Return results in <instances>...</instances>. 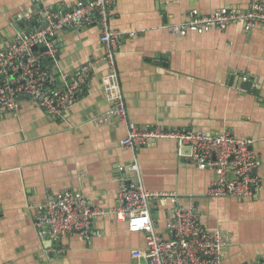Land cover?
I'll return each mask as SVG.
<instances>
[{"label": "crops", "instance_id": "0c3cea01", "mask_svg": "<svg viewBox=\"0 0 264 264\" xmlns=\"http://www.w3.org/2000/svg\"><path fill=\"white\" fill-rule=\"evenodd\" d=\"M76 1L0 0V48L25 28L21 15L38 2L66 10ZM248 2L115 0L110 25L122 32L115 60L128 119L250 138L258 161L252 171L260 178L257 194L208 196L215 172L197 167L190 149L174 140L156 139L135 150L121 146L127 126L107 113L101 81L106 67L100 61L83 96L59 117L44 115L29 99L21 100L17 112L0 114V264H135L130 251L145 247L144 233L130 232L125 221L107 216L93 221L86 240L77 234L49 240L37 234L34 217L40 204L66 189L112 208L120 181L139 176L145 188L175 194V202L169 197L151 207L163 237L169 236L166 224L175 206H191L205 227L223 232L221 264L264 258V25L245 29L233 22L181 37L165 28L192 8L210 13L245 9ZM98 36L96 25L58 32L61 68L73 73L100 57Z\"/></svg>", "mask_w": 264, "mask_h": 264}, {"label": "built area", "instance_id": "2783aa9c", "mask_svg": "<svg viewBox=\"0 0 264 264\" xmlns=\"http://www.w3.org/2000/svg\"><path fill=\"white\" fill-rule=\"evenodd\" d=\"M114 3L78 0L70 8L58 10L38 2L25 11L21 15L25 28L0 48V114L17 112L21 100L29 99L44 115L59 117L83 96L92 71L102 61L106 67L101 81L107 113L127 126L121 146L135 150L156 139L174 140L178 148L190 149L189 158L197 167L215 172L208 196L243 199L257 194L260 178L252 171L258 161L250 138H238L229 130L205 133L187 127L141 126L128 119L115 60L122 32L110 25ZM233 22L245 29L264 25V0H249L245 9L220 7L210 13L192 8L182 21L165 28L181 37L189 31L223 29ZM93 25L99 28L102 55L81 63L73 73L65 71L59 64L56 34ZM131 169L137 170L135 162ZM169 197L175 202L173 192L149 190L140 176L134 182L120 181L112 208L100 207L81 192L66 189L37 207L34 225L41 239L77 234L86 240L94 220L113 216L119 222L125 221L130 232L144 233L145 247L130 251L135 264H221L225 236L218 229L205 227L195 208L175 206L166 224L168 237L155 229L151 207L156 200ZM254 264H264V258Z\"/></svg>", "mask_w": 264, "mask_h": 264}, {"label": "water", "instance_id": "95a60500", "mask_svg": "<svg viewBox=\"0 0 264 264\" xmlns=\"http://www.w3.org/2000/svg\"><path fill=\"white\" fill-rule=\"evenodd\" d=\"M243 85H245V84L243 83ZM247 85H248V87H249V86L251 85L250 82H248Z\"/></svg>", "mask_w": 264, "mask_h": 264}]
</instances>
